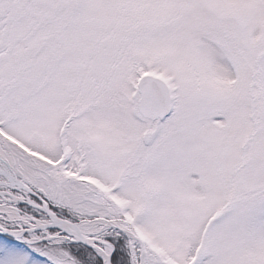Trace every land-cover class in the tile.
Here are the masks:
<instances>
[{"label":"snow or ice","instance_id":"snow-or-ice-1","mask_svg":"<svg viewBox=\"0 0 264 264\" xmlns=\"http://www.w3.org/2000/svg\"><path fill=\"white\" fill-rule=\"evenodd\" d=\"M0 264H264V0H0Z\"/></svg>","mask_w":264,"mask_h":264}]
</instances>
